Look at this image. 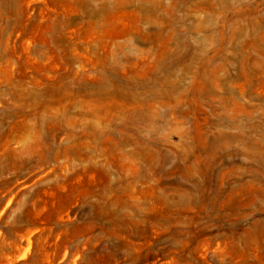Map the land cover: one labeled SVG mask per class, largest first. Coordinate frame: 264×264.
Masks as SVG:
<instances>
[{
	"label": "rangeland",
	"instance_id": "1",
	"mask_svg": "<svg viewBox=\"0 0 264 264\" xmlns=\"http://www.w3.org/2000/svg\"><path fill=\"white\" fill-rule=\"evenodd\" d=\"M260 49L264 0H0V264H264Z\"/></svg>",
	"mask_w": 264,
	"mask_h": 264
},
{
	"label": "bare ground",
	"instance_id": "2",
	"mask_svg": "<svg viewBox=\"0 0 264 264\" xmlns=\"http://www.w3.org/2000/svg\"><path fill=\"white\" fill-rule=\"evenodd\" d=\"M263 55H264V49H260L259 50ZM236 54V51H234L233 53V57H235L234 55ZM238 57V56H236ZM249 59L250 57L244 53L240 56V61H241V65H242V68H241V73L243 74V76L247 77L248 80L250 81V77H251V73H255V69L256 71L262 75V78H261V82L264 83V64H259V68H251L250 65H249ZM239 61V62H240ZM230 63V61H229ZM239 64V63H238ZM231 65V64H230ZM240 66V65H239ZM231 67V66H230ZM239 68V69H240ZM226 70V69H225ZM237 76V75H236ZM199 77L200 79L202 80V75L201 73L199 74ZM238 78V76H237ZM219 83H220V79L218 80ZM248 82V81H247ZM225 90L227 93L229 94H232L233 93V90H232V87H225ZM233 104L236 105L237 104V101L235 99H233ZM235 117V114H234V111L233 113L228 117V122H232L234 121ZM241 124V123H240ZM242 132L244 131L243 134H228V133H225V132H219L217 134V141L218 142H223V141H226L228 139L232 140H236V141H242L245 145H246V149L243 151V153L245 155H247V157H251L252 158H255L257 163H256V166L260 169V170H264V144L260 145L259 146V143L255 140H252V139H249L246 132L247 130H251V129H255L256 128V125L254 124H249L247 122L243 123L242 125ZM241 127V126H240ZM250 134V133H249ZM220 151H225L224 148L222 146H220ZM251 150H257V154L255 155L254 153L251 152ZM230 153L232 154H237L239 153V151H237V149H234L232 150ZM254 161V160H253ZM255 162V161H254Z\"/></svg>",
	"mask_w": 264,
	"mask_h": 264
}]
</instances>
